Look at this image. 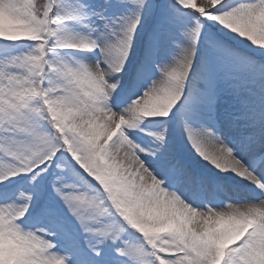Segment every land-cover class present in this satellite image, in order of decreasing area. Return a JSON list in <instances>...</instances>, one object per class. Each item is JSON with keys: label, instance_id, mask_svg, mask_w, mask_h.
Instances as JSON below:
<instances>
[{"label": "snow or ice", "instance_id": "snow-or-ice-1", "mask_svg": "<svg viewBox=\"0 0 264 264\" xmlns=\"http://www.w3.org/2000/svg\"><path fill=\"white\" fill-rule=\"evenodd\" d=\"M0 264H264V0H0Z\"/></svg>", "mask_w": 264, "mask_h": 264}]
</instances>
